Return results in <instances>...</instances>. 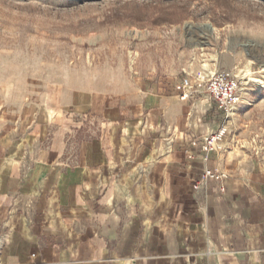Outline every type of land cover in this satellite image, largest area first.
Segmentation results:
<instances>
[{
  "label": "crops",
  "instance_id": "0c3cea01",
  "mask_svg": "<svg viewBox=\"0 0 264 264\" xmlns=\"http://www.w3.org/2000/svg\"><path fill=\"white\" fill-rule=\"evenodd\" d=\"M182 78H0V264H264V150L192 147L222 114Z\"/></svg>",
  "mask_w": 264,
  "mask_h": 264
},
{
  "label": "rangeland",
  "instance_id": "374dc122",
  "mask_svg": "<svg viewBox=\"0 0 264 264\" xmlns=\"http://www.w3.org/2000/svg\"><path fill=\"white\" fill-rule=\"evenodd\" d=\"M188 66L240 75L237 108L249 109L252 125L245 144L264 147V83L243 76L250 68L264 80V0H0V78L11 84L47 73L179 82Z\"/></svg>",
  "mask_w": 264,
  "mask_h": 264
},
{
  "label": "built area",
  "instance_id": "2783aa9c",
  "mask_svg": "<svg viewBox=\"0 0 264 264\" xmlns=\"http://www.w3.org/2000/svg\"><path fill=\"white\" fill-rule=\"evenodd\" d=\"M182 92L181 98L187 99L197 93H205L222 114L220 127L202 137L191 139L192 147H200L202 152L208 154L213 151H226L230 140H237L239 146L246 147L241 143L234 129V116L238 105L243 101V88L240 75L232 69L197 70L191 66L182 69ZM263 146L252 144V150L256 153L263 151ZM228 172L205 168L197 181L196 186L205 184L208 180H222L228 177ZM220 190L225 186L221 184Z\"/></svg>",
  "mask_w": 264,
  "mask_h": 264
},
{
  "label": "bare ground",
  "instance_id": "6f19581e",
  "mask_svg": "<svg viewBox=\"0 0 264 264\" xmlns=\"http://www.w3.org/2000/svg\"><path fill=\"white\" fill-rule=\"evenodd\" d=\"M204 29H207V30H209L210 32H212L213 31V28H209V27H205ZM204 65L206 66V67H210L209 66V63L206 61L205 63H204ZM203 69H206V70H212V69H209V68H204V67H202ZM233 70V69H232ZM253 74H254V72L250 69V68H247L246 69V73H244V78H246L247 80H246V83L247 84H249L251 81H254V82H257V83H264V80H261V79H259V78H256V77H254L253 76ZM244 99V98H243ZM245 101V100H244Z\"/></svg>",
  "mask_w": 264,
  "mask_h": 264
},
{
  "label": "water",
  "instance_id": "95a60500",
  "mask_svg": "<svg viewBox=\"0 0 264 264\" xmlns=\"http://www.w3.org/2000/svg\"><path fill=\"white\" fill-rule=\"evenodd\" d=\"M203 26H208L209 28H213L211 25H203ZM200 44H203V42H201ZM196 44H192L191 46H195Z\"/></svg>",
  "mask_w": 264,
  "mask_h": 264
},
{
  "label": "trees",
  "instance_id": "16d2710c",
  "mask_svg": "<svg viewBox=\"0 0 264 264\" xmlns=\"http://www.w3.org/2000/svg\"><path fill=\"white\" fill-rule=\"evenodd\" d=\"M157 19H158V17H157Z\"/></svg>",
  "mask_w": 264,
  "mask_h": 264
}]
</instances>
